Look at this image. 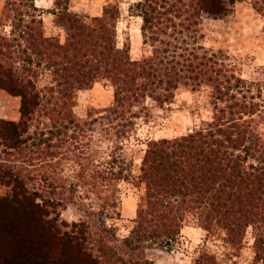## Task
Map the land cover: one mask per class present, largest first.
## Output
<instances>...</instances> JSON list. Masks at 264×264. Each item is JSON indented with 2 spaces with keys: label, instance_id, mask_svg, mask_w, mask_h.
<instances>
[{
  "label": "trees",
  "instance_id": "obj_1",
  "mask_svg": "<svg viewBox=\"0 0 264 264\" xmlns=\"http://www.w3.org/2000/svg\"><path fill=\"white\" fill-rule=\"evenodd\" d=\"M68 1L53 12L64 38L46 34L36 0L3 7L0 89L20 98V117L0 118L2 225L35 216L42 235L69 252L67 264H154L145 252L171 246L191 221L236 252L252 227V264H264V82L201 42L204 18L227 14L225 0H137L129 11L142 19L139 57L118 44V4L87 16ZM256 8L264 15V0ZM97 81L113 87V101L80 118L78 92ZM181 89L201 95L208 116L181 135H141L152 109ZM121 181L140 191L123 237L107 223L120 214ZM70 204L86 214L59 223ZM192 264L222 262L205 240Z\"/></svg>",
  "mask_w": 264,
  "mask_h": 264
},
{
  "label": "rangeland",
  "instance_id": "obj_2",
  "mask_svg": "<svg viewBox=\"0 0 264 264\" xmlns=\"http://www.w3.org/2000/svg\"><path fill=\"white\" fill-rule=\"evenodd\" d=\"M56 0H36L41 9V17L47 35L65 36V29L58 23L54 11L58 9ZM137 0H69L67 5L71 11L80 15L96 16L103 13L108 4H118L121 15L117 21V39L119 46L128 45L133 57L143 53V39L141 32L142 19L129 11L131 4ZM263 0H238L230 3L227 14L221 17L208 16L204 18V37L202 44L215 50L227 51L235 60L241 74L249 79L264 82V15L256 8V3ZM6 0H0V18ZM1 28V27H0ZM0 118L18 120L19 97L8 94L0 89ZM113 101V87L105 81H97L88 88L78 92L75 111L80 118L98 113L108 107ZM201 95L189 89L177 92L172 103L165 108L152 109L150 121L139 125L140 134L151 135L155 138L173 137L181 135L203 118L208 116L200 105ZM0 148V167L6 163L4 153ZM140 159L136 157L135 164ZM137 172V166H134ZM119 202L117 210L120 212L113 218H107V223L117 229L120 237L127 235L134 224L139 189L132 182L121 181L118 184ZM7 187L0 185V197L5 196ZM5 209L0 207V219ZM86 212L76 204H70L60 215L61 221H74L84 217ZM87 217L100 221L99 215L88 214ZM36 217L29 216L11 228L8 221L2 225L0 221V264H67L69 252L64 255L58 239L48 237L37 229ZM25 237L33 239L32 246L24 243ZM50 242L43 243L42 239ZM24 239V240H23ZM28 240H31L27 238ZM207 240L208 248L216 253L222 264H252L254 256L253 228L247 231L245 244L239 251L234 252L220 239L207 238L204 229L194 222H188L181 231L180 237L168 247H154L145 255L154 264H192L198 250ZM63 254V256H62ZM67 259V261H66ZM66 262V263H65Z\"/></svg>",
  "mask_w": 264,
  "mask_h": 264
},
{
  "label": "crops",
  "instance_id": "obj_3",
  "mask_svg": "<svg viewBox=\"0 0 264 264\" xmlns=\"http://www.w3.org/2000/svg\"><path fill=\"white\" fill-rule=\"evenodd\" d=\"M3 90V89H2ZM3 91H5V90H3ZM9 94V93H8ZM0 95H2V93H0ZM15 97H17V96H15ZM19 100H20V98H19ZM19 105H20V102H19Z\"/></svg>",
  "mask_w": 264,
  "mask_h": 264
}]
</instances>
